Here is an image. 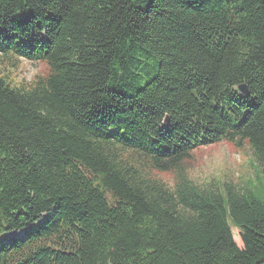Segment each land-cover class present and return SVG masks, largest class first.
Here are the masks:
<instances>
[{"label":"trees","instance_id":"1","mask_svg":"<svg viewBox=\"0 0 264 264\" xmlns=\"http://www.w3.org/2000/svg\"><path fill=\"white\" fill-rule=\"evenodd\" d=\"M221 143L257 186L187 178ZM0 264H264V0H0Z\"/></svg>","mask_w":264,"mask_h":264},{"label":"rangeland","instance_id":"2","mask_svg":"<svg viewBox=\"0 0 264 264\" xmlns=\"http://www.w3.org/2000/svg\"><path fill=\"white\" fill-rule=\"evenodd\" d=\"M6 72L8 81L12 86L32 85L37 77H45L49 73L45 63L18 60L16 68L1 67ZM252 152L248 147L235 149L229 144L203 146L193 151L190 159L182 165L183 173L197 186H205L209 183L223 184L234 183L243 186L247 182L257 184L256 173L258 168ZM162 182L172 186L176 179V173L155 174ZM235 243L242 248L239 231L231 226ZM21 233L8 234L7 238L19 237Z\"/></svg>","mask_w":264,"mask_h":264},{"label":"water","instance_id":"3","mask_svg":"<svg viewBox=\"0 0 264 264\" xmlns=\"http://www.w3.org/2000/svg\"><path fill=\"white\" fill-rule=\"evenodd\" d=\"M238 90H239V92H240L241 94H243V95L248 94L247 87H246L245 85H241V86H239V87H238ZM167 122H168V118L165 119L164 124H167Z\"/></svg>","mask_w":264,"mask_h":264}]
</instances>
